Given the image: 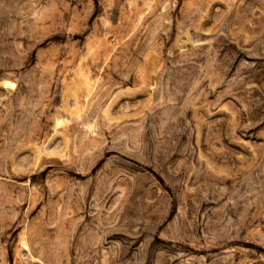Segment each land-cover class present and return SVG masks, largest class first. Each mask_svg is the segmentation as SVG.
<instances>
[{"label": "rangeland", "instance_id": "1", "mask_svg": "<svg viewBox=\"0 0 264 264\" xmlns=\"http://www.w3.org/2000/svg\"><path fill=\"white\" fill-rule=\"evenodd\" d=\"M0 264H264V0H0Z\"/></svg>", "mask_w": 264, "mask_h": 264}]
</instances>
